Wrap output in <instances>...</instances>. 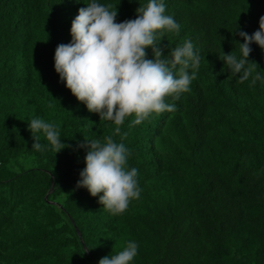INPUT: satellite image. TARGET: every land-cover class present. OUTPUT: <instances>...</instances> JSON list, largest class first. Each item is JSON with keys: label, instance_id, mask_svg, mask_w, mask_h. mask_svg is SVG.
Returning <instances> with one entry per match:
<instances>
[{"label": "trees", "instance_id": "obj_1", "mask_svg": "<svg viewBox=\"0 0 264 264\" xmlns=\"http://www.w3.org/2000/svg\"><path fill=\"white\" fill-rule=\"evenodd\" d=\"M91 2L0 0V264H99L129 241L138 246L130 264H264V79L253 83L264 78V50L251 44L243 81L220 58L241 57L239 31L259 29L264 0H163L180 25L157 34L164 58L191 41L200 65L188 69L190 90L167 98L175 111L136 125L129 117L119 134L54 68ZM95 2L117 9L119 23L149 0ZM34 118L58 125L70 147L55 153L38 134L44 150L32 149ZM108 136L129 150L141 189L119 216L77 188L87 152L77 145Z\"/></svg>", "mask_w": 264, "mask_h": 264}, {"label": "clouds", "instance_id": "obj_2", "mask_svg": "<svg viewBox=\"0 0 264 264\" xmlns=\"http://www.w3.org/2000/svg\"><path fill=\"white\" fill-rule=\"evenodd\" d=\"M136 11L135 19L118 23L117 9L111 10V5L93 0L78 10L71 23V42L58 45L54 55L55 72L67 89L89 112L98 114L100 120L114 122L117 134L129 117H134L132 123L136 125L152 114L175 111L167 98H178L180 93L188 92L195 78V72L189 75L188 69H198L200 65V56L194 52L191 41L174 48L170 60L164 58L157 34L162 40L165 32L178 33L180 25L165 15L163 0H149L146 7L140 6ZM239 36L244 41L239 43L241 57L238 59L230 52L220 58L231 73L243 72L240 77L243 81L254 71L248 60L251 44L264 50V16L259 19L257 31L251 35L239 31ZM148 48L152 49V59L147 58ZM177 66L178 77L174 72ZM261 79L264 78L257 74L253 83ZM58 127L39 118L32 119L29 123L34 140L32 149L44 150L38 134H43L55 153L70 147L62 143ZM77 148L87 149L86 166L79 174L77 188L87 189L92 197L98 196L99 203L112 215L123 214L141 193L138 170L128 168L129 150L112 136L103 143L85 140ZM137 247L129 241L122 251L101 258L99 264H130L137 255Z\"/></svg>", "mask_w": 264, "mask_h": 264}]
</instances>
